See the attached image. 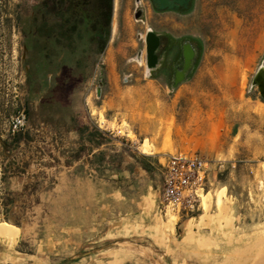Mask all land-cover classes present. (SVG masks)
Segmentation results:
<instances>
[{
    "label": "rangeland",
    "instance_id": "obj_1",
    "mask_svg": "<svg viewBox=\"0 0 264 264\" xmlns=\"http://www.w3.org/2000/svg\"><path fill=\"white\" fill-rule=\"evenodd\" d=\"M147 4L112 0L109 35L99 52L92 33L100 19L98 0H0V228L19 231L13 244L0 242V264H264V101L253 85L264 63V38L257 44L264 35V0H201L196 16L154 14L146 12ZM83 17L86 23L71 33L70 48L63 47L65 40L57 44L56 33ZM194 23L215 59L234 54L247 35L254 36L251 55L245 52L250 68L239 75L237 119L212 114L216 136L232 124L237 156L211 160L194 215L157 210L148 228L133 223L107 232L109 239H82L88 227L77 224L81 194L71 186L89 179L100 188L103 180L114 179L95 177L84 158L75 164L80 150L70 145L69 131L97 119L87 109V96L98 105L97 90L108 89L109 74L122 84L149 73L169 82L176 53L161 60L168 71L146 70L138 58L141 51L146 57L145 34L150 29L167 35ZM41 27L52 29L51 37L39 35ZM227 27L234 32L226 33ZM226 65L224 75L233 77V66ZM98 122L106 124L102 112ZM125 127L123 119L120 134ZM143 145L147 152L138 145L139 152L153 150L147 140ZM174 152L167 142L158 151ZM153 180L159 184L157 172ZM89 228L92 237L103 235L97 226Z\"/></svg>",
    "mask_w": 264,
    "mask_h": 264
},
{
    "label": "crops",
    "instance_id": "obj_2",
    "mask_svg": "<svg viewBox=\"0 0 264 264\" xmlns=\"http://www.w3.org/2000/svg\"><path fill=\"white\" fill-rule=\"evenodd\" d=\"M200 2L194 0L193 10L184 15L196 16ZM147 3L146 12L178 14L154 12L148 0ZM180 27L166 32L173 40L172 46L178 58L172 73L174 76L179 71L182 80L175 83L170 78L165 82L160 75L153 77L149 73L134 78L133 83L122 84L121 78L109 74L106 78L108 89L97 90L99 104L96 105L89 95L86 99L87 109L96 111L97 119L92 117L86 126L69 131L70 145L80 150L75 164L84 158L95 177L114 178L107 182L103 180L100 188L96 184L98 182L89 179L77 180L76 187L71 186L73 192L76 190L81 196L85 194V199L80 196L76 202L77 224L87 226L88 234L90 226H97L96 230L103 233L100 237L86 233L82 237L84 240L109 239L105 234L111 230H122L133 223L145 229L157 221L158 161L163 155L158 151L164 143H169L175 152L196 150L209 160L217 154L237 156L238 145L232 124L225 123L220 135L216 136L212 114L225 113L237 119L239 75L250 68L252 60H246L245 52L248 50L251 55L254 36L252 33L247 35L245 46L234 54L225 53L220 59H215L204 49L207 37L200 26L194 23ZM225 32L234 31L227 27ZM262 37L264 35L258 38V46ZM184 42L190 43L195 50L192 66L186 71L179 67ZM226 64L233 66V77L224 75L228 70ZM100 112L106 121L104 126L98 122ZM123 119L127 127L120 134ZM112 123L114 127L107 125ZM128 132L134 138L128 137ZM145 140L153 147L148 154L137 150ZM156 172L159 184L154 186L153 175ZM9 227L18 236L19 231Z\"/></svg>",
    "mask_w": 264,
    "mask_h": 264
},
{
    "label": "built area",
    "instance_id": "obj_3",
    "mask_svg": "<svg viewBox=\"0 0 264 264\" xmlns=\"http://www.w3.org/2000/svg\"><path fill=\"white\" fill-rule=\"evenodd\" d=\"M211 164L213 161L196 150L163 154L158 161V211L178 217L194 215L201 207V195ZM218 167H223V164L218 163Z\"/></svg>",
    "mask_w": 264,
    "mask_h": 264
},
{
    "label": "trees",
    "instance_id": "obj_4",
    "mask_svg": "<svg viewBox=\"0 0 264 264\" xmlns=\"http://www.w3.org/2000/svg\"><path fill=\"white\" fill-rule=\"evenodd\" d=\"M148 1L151 4L152 10L157 13L172 11L178 14H188L193 10V6H194V0H148ZM98 4L101 8L100 19H96L92 23V33H93V37L99 40L98 50L99 52H102L105 47L108 35H109V26H110L112 11H113L112 0H98ZM64 11L65 9H63L62 13L60 12L61 16H63ZM101 20L103 22L102 27L99 26L101 23ZM85 23H86V19L85 17H83V18L77 19L70 28L60 29L56 33L57 34L55 38L56 43L61 44L62 41L65 40L66 43L63 44V47L70 48L71 33H73L79 25H82ZM43 27L40 28L39 35H45L46 37H51L52 29L49 28L44 31ZM261 99L264 101V98L261 97Z\"/></svg>",
    "mask_w": 264,
    "mask_h": 264
},
{
    "label": "water",
    "instance_id": "obj_5",
    "mask_svg": "<svg viewBox=\"0 0 264 264\" xmlns=\"http://www.w3.org/2000/svg\"><path fill=\"white\" fill-rule=\"evenodd\" d=\"M139 13V11L137 12V14ZM145 51H146V60L149 66H151V59H152V50L153 48L156 47L157 43H158V38L157 36L152 32H146L145 34ZM194 49L191 46L190 43L186 42L183 45V70L186 71L188 70L191 66H192V62L194 59ZM179 77V76H178ZM176 78L175 83L179 82L180 80H182V78ZM253 85L257 86L258 92L260 94V96L262 98H264V72L257 70L256 74L253 77ZM70 260H66L60 264H65Z\"/></svg>",
    "mask_w": 264,
    "mask_h": 264
},
{
    "label": "flooded vegetation",
    "instance_id": "obj_6",
    "mask_svg": "<svg viewBox=\"0 0 264 264\" xmlns=\"http://www.w3.org/2000/svg\"><path fill=\"white\" fill-rule=\"evenodd\" d=\"M149 30V29H148ZM151 31V30H150ZM155 34V33H154ZM156 35V34H155ZM157 38H158V43L156 45L155 48H153L152 50V59H151V68H153V70H157V69H160V71L163 73V72H166L168 71L167 69V66H163L162 63H161V60L163 59V56L164 54H173L174 53V49H173V46H172V38L171 36L169 35H156ZM145 43V41H144ZM186 42H184L182 45H181V48H182V56L180 55V66L179 67H182L183 69V45L185 44ZM194 49V48H193ZM195 52V50H194ZM195 57V55H194ZM138 58L139 59H143L144 62L143 64H145L146 62V57L144 56V52L141 51L138 55ZM177 56H175V59L172 61L171 65L169 66L170 67V72H171V79L173 78L174 82L176 80V78H180L182 77L181 76V73L178 71L176 72V74L173 76V73H172V67H173V64L175 63V61L177 60ZM194 60V59H193ZM146 67V65H145ZM178 73V74H177Z\"/></svg>",
    "mask_w": 264,
    "mask_h": 264
},
{
    "label": "bare ground",
    "instance_id": "obj_7",
    "mask_svg": "<svg viewBox=\"0 0 264 264\" xmlns=\"http://www.w3.org/2000/svg\"><path fill=\"white\" fill-rule=\"evenodd\" d=\"M149 30H147V32H149ZM264 59V58H263ZM142 62H144L143 59H141ZM146 65V70L149 71V65L147 63V60L145 62ZM258 70L263 71L264 72V63L258 68ZM142 151L143 152H147V147L145 145H142ZM207 198V197H206ZM17 235L15 234V232L13 230H11L10 228H0V242H6V243H11L13 244L16 239H17ZM122 249V248H121ZM124 258V257H123ZM112 261V260H111Z\"/></svg>",
    "mask_w": 264,
    "mask_h": 264
}]
</instances>
